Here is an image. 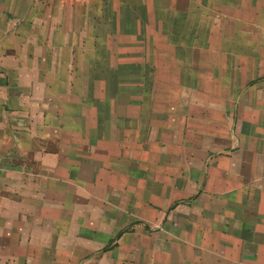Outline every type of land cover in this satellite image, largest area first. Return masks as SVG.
Wrapping results in <instances>:
<instances>
[{"label":"crops","instance_id":"crops-1","mask_svg":"<svg viewBox=\"0 0 264 264\" xmlns=\"http://www.w3.org/2000/svg\"><path fill=\"white\" fill-rule=\"evenodd\" d=\"M0 264H264V0H0Z\"/></svg>","mask_w":264,"mask_h":264}]
</instances>
